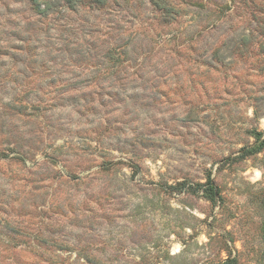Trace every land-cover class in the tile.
<instances>
[{
  "label": "rangeland",
  "instance_id": "374dc122",
  "mask_svg": "<svg viewBox=\"0 0 264 264\" xmlns=\"http://www.w3.org/2000/svg\"><path fill=\"white\" fill-rule=\"evenodd\" d=\"M172 1L0 0V264H264V0Z\"/></svg>",
  "mask_w": 264,
  "mask_h": 264
},
{
  "label": "trees",
  "instance_id": "16d2710c",
  "mask_svg": "<svg viewBox=\"0 0 264 264\" xmlns=\"http://www.w3.org/2000/svg\"><path fill=\"white\" fill-rule=\"evenodd\" d=\"M116 1V0H111ZM142 3H147L148 6L153 10L158 12V19L167 23L174 18V15L179 13L175 9V4L172 0H138ZM144 1V2H143ZM189 1V0H182ZM110 0H26L30 11L37 16L45 17L50 14H53L62 9L67 10H76V9H86V10H97L104 8L108 5ZM258 138L257 140H259ZM264 144V141L257 143L255 146L246 150V153L253 154L256 153L261 146ZM203 195L212 201H215L218 198V190L215 185L212 183L211 179L208 178V181L200 186Z\"/></svg>",
  "mask_w": 264,
  "mask_h": 264
}]
</instances>
